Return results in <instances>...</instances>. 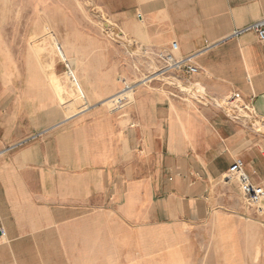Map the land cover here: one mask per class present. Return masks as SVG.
<instances>
[{
	"label": "crops",
	"instance_id": "crops-1",
	"mask_svg": "<svg viewBox=\"0 0 264 264\" xmlns=\"http://www.w3.org/2000/svg\"><path fill=\"white\" fill-rule=\"evenodd\" d=\"M96 2L144 51L194 55L185 84L264 118V41L235 35L264 0ZM72 37L55 88L35 73L27 97L0 102V264H264V198L229 173L239 162L264 188V133L160 81L113 110L138 78L128 49Z\"/></svg>",
	"mask_w": 264,
	"mask_h": 264
},
{
	"label": "rangeland",
	"instance_id": "rangeland-1",
	"mask_svg": "<svg viewBox=\"0 0 264 264\" xmlns=\"http://www.w3.org/2000/svg\"><path fill=\"white\" fill-rule=\"evenodd\" d=\"M78 30L122 52L123 41L132 43L96 0H0V102L27 97L35 73L41 88H55L53 72L65 70L67 41Z\"/></svg>",
	"mask_w": 264,
	"mask_h": 264
},
{
	"label": "built area",
	"instance_id": "built-area-1",
	"mask_svg": "<svg viewBox=\"0 0 264 264\" xmlns=\"http://www.w3.org/2000/svg\"><path fill=\"white\" fill-rule=\"evenodd\" d=\"M117 30L119 36L123 38L124 34L118 28ZM249 30L254 31L264 41V20L236 31L235 35ZM123 44L125 47L133 49L131 52L128 50V52L138 78L134 82L123 81L124 87L108 99L109 103H112L111 108L113 110L121 109L130 103L136 86L160 81L178 88L191 101L203 105H214L242 126L264 133V118L256 112L252 104L244 101L239 93L223 100H216L204 93L198 84H185L182 81L183 75L192 76L199 71V68L194 63V55L182 58L176 56L178 50L176 42L172 44L170 50L161 49L152 53L144 51L143 48L133 42L123 41ZM229 173L241 184L247 202L258 204L264 198V188L250 181L248 175L243 171L241 163L236 162L229 168ZM1 232L4 234L2 230Z\"/></svg>",
	"mask_w": 264,
	"mask_h": 264
}]
</instances>
